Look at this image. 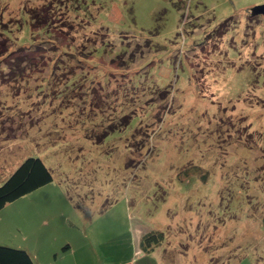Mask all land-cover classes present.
Returning <instances> with one entry per match:
<instances>
[{"label":"rangeland","instance_id":"rangeland-1","mask_svg":"<svg viewBox=\"0 0 264 264\" xmlns=\"http://www.w3.org/2000/svg\"><path fill=\"white\" fill-rule=\"evenodd\" d=\"M259 5L0 0V184L30 156L53 175L0 244L36 264H264Z\"/></svg>","mask_w":264,"mask_h":264},{"label":"trees","instance_id":"trees-1","mask_svg":"<svg viewBox=\"0 0 264 264\" xmlns=\"http://www.w3.org/2000/svg\"><path fill=\"white\" fill-rule=\"evenodd\" d=\"M252 18H254V16H252ZM26 23L27 22L24 19L25 28H22L21 26L19 27L20 29H23V36L19 39V42L21 44H29L32 38L30 35L31 31L29 32V29L26 28L29 25H27ZM226 30L227 29L224 30L223 28H221L216 32L218 34V39L219 37L222 38L225 35ZM4 34L8 35V33L6 32ZM8 36L11 38V34ZM121 38L123 39V44L126 43L128 47L132 48L131 44L128 43L130 41L127 42L124 37ZM106 43L110 44L112 42L109 40V42ZM139 47L141 48L140 45H136L134 50H138ZM94 48L95 46L93 47V52ZM139 51L141 52V49L138 50V53L133 52L131 57L133 59H127L126 62L129 63L130 60L138 58L140 56ZM114 60L118 61V59ZM130 65L133 66V62H130ZM118 68L121 69V63H119ZM128 120L130 124L131 118H128ZM206 177V175H202V178L204 180L206 179ZM52 180V172L42 158L34 156L25 158L18 165V167L13 172H11L9 177H7L2 184H0V211L8 204L36 191L37 189L52 182ZM164 238L165 233L161 230L148 231L143 237V251L153 252L156 249V246L159 247L162 244ZM218 260L221 259L219 258L217 259V261ZM0 264H36V262L31 253L26 249L0 244Z\"/></svg>","mask_w":264,"mask_h":264},{"label":"crops","instance_id":"crops-1","mask_svg":"<svg viewBox=\"0 0 264 264\" xmlns=\"http://www.w3.org/2000/svg\"><path fill=\"white\" fill-rule=\"evenodd\" d=\"M46 186V185H45ZM44 187V186H43ZM42 188V187H41ZM40 189V188H39ZM39 189H37L36 191L34 192H37ZM32 192V193H34ZM31 194V193H30ZM30 196V195H29ZM30 198V197H29ZM36 199V197H35ZM22 200H25L27 202V199H25V197H22L10 204H8L7 206H5L1 211H0V231L3 230L8 224H13L15 225L18 221H21L20 217L17 216V212H16V209H21L18 207V205H15V204H19L20 201ZM26 212V211H25ZM37 212V211H36ZM4 214L6 215L7 218L4 217ZM42 214V213H41ZM43 217H44V220L47 221L46 224L47 225H50V220L47 218L45 212H43ZM37 219H39V214L37 215ZM44 221V223H45ZM0 243H5L3 242V240H0ZM5 244H8V243H5ZM13 247H18L20 248V244H18V246H13ZM163 247V246H162ZM161 247V248H162ZM160 248V249H161ZM156 249L153 251L155 252ZM152 253V252H151ZM244 262H247V264H254L252 262V260H248V259H241L240 262H238V264H243ZM251 262V263H250Z\"/></svg>","mask_w":264,"mask_h":264},{"label":"water","instance_id":"water-1","mask_svg":"<svg viewBox=\"0 0 264 264\" xmlns=\"http://www.w3.org/2000/svg\"><path fill=\"white\" fill-rule=\"evenodd\" d=\"M251 14L252 15H258V14H263L264 15V5H259L257 7H254L251 9Z\"/></svg>","mask_w":264,"mask_h":264}]
</instances>
